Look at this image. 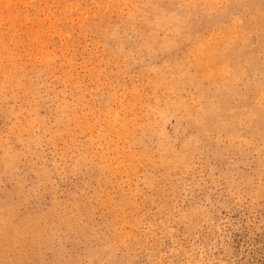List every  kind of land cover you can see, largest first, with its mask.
Listing matches in <instances>:
<instances>
[{"label": "rangeland", "instance_id": "rangeland-1", "mask_svg": "<svg viewBox=\"0 0 264 264\" xmlns=\"http://www.w3.org/2000/svg\"><path fill=\"white\" fill-rule=\"evenodd\" d=\"M0 264H264V0H0Z\"/></svg>", "mask_w": 264, "mask_h": 264}, {"label": "bare ground", "instance_id": "bare-ground-1", "mask_svg": "<svg viewBox=\"0 0 264 264\" xmlns=\"http://www.w3.org/2000/svg\"><path fill=\"white\" fill-rule=\"evenodd\" d=\"M147 3V2H146ZM2 9V8H1ZM96 15V14H95ZM177 20V19H176ZM140 26V25H139ZM4 41V40H3ZM10 41V40H9ZM206 93V92H205ZM164 96V95H163ZM88 114V113H87ZM247 117V116H246ZM131 119V118H130ZM122 121V120H121ZM105 127V126H104ZM107 128V127H106ZM149 144V143H148ZM99 148V147H98ZM142 171V170H141ZM103 189V188H101Z\"/></svg>", "mask_w": 264, "mask_h": 264}]
</instances>
